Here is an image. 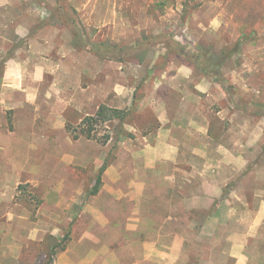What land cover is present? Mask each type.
I'll use <instances>...</instances> for the list:
<instances>
[{"label":"rangeland","instance_id":"374dc122","mask_svg":"<svg viewBox=\"0 0 264 264\" xmlns=\"http://www.w3.org/2000/svg\"><path fill=\"white\" fill-rule=\"evenodd\" d=\"M239 39L221 77L188 60ZM147 40L142 62L87 47ZM15 45L44 71L28 147L0 150V264H47L53 243L49 264H264V0H0V63ZM100 105L128 115L88 138Z\"/></svg>","mask_w":264,"mask_h":264},{"label":"trees","instance_id":"16d2710c","mask_svg":"<svg viewBox=\"0 0 264 264\" xmlns=\"http://www.w3.org/2000/svg\"><path fill=\"white\" fill-rule=\"evenodd\" d=\"M60 11L63 12L62 7H56ZM187 12L186 5L183 7V13ZM62 23L66 26V28L71 32L73 37V46L78 47L79 45L85 44L86 40L82 31V27H80L79 22L75 21L74 19L63 16L62 17ZM161 38V37H160ZM162 39L165 40L167 44V54H170L172 50L176 51H183V47L179 45L177 42L173 41L170 36H162ZM147 41L143 42H136L132 46H124L120 47L116 44H108L104 42L99 43H89V49H92V52L97 57H103V58H113L117 60H123L125 56H136L138 59V62L143 61V57L145 56L146 48H147ZM242 39H239L232 47H226L224 48L220 54H216L213 52L210 48H205L201 46H196L194 51L187 52L188 54V60L190 63L195 66L197 70L200 71V73L204 76H210L211 74L215 75V77H221L220 70L222 66L225 64L227 60H229L233 54L239 52L241 45H242ZM87 45V42H86ZM18 45H15L14 48L7 54L5 59H3L0 63V67L2 68L4 62L8 60L12 53L14 52V49L17 48ZM100 50V51H99ZM99 52V53H98ZM125 54V55H124ZM134 54V55H133ZM139 54V56H137ZM142 54V55H140ZM261 110L263 112L264 105L261 106ZM128 113L125 110L112 108L106 105H100L94 115L87 116L81 121V125L84 129H82V133L90 138L92 137V131L93 127L96 124L99 123H105L112 120H118L120 122H124L126 119ZM87 126V127H86ZM107 167V162H104V164L101 166V168L98 171L96 181L92 189L89 191L88 195H95L98 192V188L100 186L101 182V175L103 171ZM51 239L50 241H55V239ZM49 250L47 253V264L52 262L53 257L56 254V249L58 247H61L63 249L64 244L61 243H53L49 244Z\"/></svg>","mask_w":264,"mask_h":264},{"label":"crops","instance_id":"0c3cea01","mask_svg":"<svg viewBox=\"0 0 264 264\" xmlns=\"http://www.w3.org/2000/svg\"><path fill=\"white\" fill-rule=\"evenodd\" d=\"M1 70L0 150H22L28 147V143L21 137L24 134L22 128L25 125L34 127L36 124L37 94L40 92L44 70L39 64L29 70L24 60L15 57L6 60ZM23 111L27 113L26 116L22 115ZM8 125L11 129L7 128ZM19 165L20 162L17 163V166ZM20 170H16L18 175L21 174ZM231 256L235 259V264H245V254L234 253Z\"/></svg>","mask_w":264,"mask_h":264}]
</instances>
